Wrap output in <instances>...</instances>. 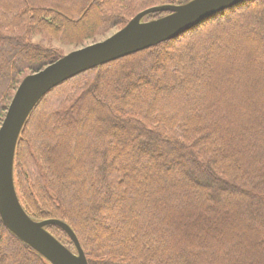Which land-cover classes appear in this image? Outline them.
Wrapping results in <instances>:
<instances>
[{
    "label": "trees",
    "instance_id": "1",
    "mask_svg": "<svg viewBox=\"0 0 264 264\" xmlns=\"http://www.w3.org/2000/svg\"><path fill=\"white\" fill-rule=\"evenodd\" d=\"M188 1L0 0V125L21 80L61 46ZM59 91L68 105L48 111ZM13 170L26 214L66 223L88 264H264V0L54 88ZM0 264L49 263L0 221Z\"/></svg>",
    "mask_w": 264,
    "mask_h": 264
},
{
    "label": "water",
    "instance_id": "2",
    "mask_svg": "<svg viewBox=\"0 0 264 264\" xmlns=\"http://www.w3.org/2000/svg\"><path fill=\"white\" fill-rule=\"evenodd\" d=\"M249 0H190L160 5L135 15L124 27L102 41L78 48L25 76L17 86L0 125V221L18 240L49 264H88L80 243L58 219L32 220L19 203L13 179L16 144L28 117L40 100L62 83L97 67L178 38L208 19ZM166 13L144 21V18ZM61 229L76 253L61 244L47 226Z\"/></svg>",
    "mask_w": 264,
    "mask_h": 264
},
{
    "label": "rangeland",
    "instance_id": "3",
    "mask_svg": "<svg viewBox=\"0 0 264 264\" xmlns=\"http://www.w3.org/2000/svg\"><path fill=\"white\" fill-rule=\"evenodd\" d=\"M144 21H146L145 19H144ZM119 30V29H118ZM117 31V29L115 30H112V31H110L108 34H106V36L105 37H103V38H99V39H97V40H95V42H99V41H102V40H104L105 38H107V37H109L110 35H112V34H114L115 32ZM36 41V40H35ZM95 42H88V43H86L84 46H81V47H85V46H87V45H90V44H92V43H95ZM56 46H59V45H56ZM55 46V47H56ZM81 47H73V46H61V48L59 49V51H61L62 52V55L64 56V55H66V54H68V53H70V52H72V51H74V50H76V49H78V48H81ZM222 66H224V65H222ZM222 66H220L219 68H220V70H219V68H218V71H217V74H215L214 75V77H217V76H219V73L218 72H220V71H222L224 68H226V67H222ZM222 67V68H221ZM216 72V71H215ZM19 85V84H18ZM50 93V92H49ZM68 99H69V97H68V92L67 91H59L58 93H53L51 96H49L48 97V106H47V109H48V111H51V110H56V109H58V108H60V107H65V106H67L68 105ZM25 126V125H24ZM23 129V128H22ZM22 131V130H21ZM21 134V133H20ZM20 136V135H19ZM18 142V141H17ZM17 145V144H16ZM16 151V150H15ZM14 159H15V156H14ZM13 168H14V163H13ZM13 179H14V186H15V191H16V194H17V189H16V185H15V183H16V177H15V174H14V170H13ZM17 197H18V200H19V195L17 194ZM19 203L21 204V202H20V200H19ZM22 206V205H21ZM23 208V207H22ZM26 213V212H25ZM37 221V220H36ZM48 231V230H47ZM49 232V231H48ZM51 234V233H50ZM52 235V234H51ZM68 240H69V238H68ZM70 241V240H69ZM72 243V242H71ZM66 248H68L70 251H72L73 253H76V251H75V248H74V246H73V244H72V246H70V245H68V244H65L64 245ZM85 254V253H84Z\"/></svg>",
    "mask_w": 264,
    "mask_h": 264
}]
</instances>
